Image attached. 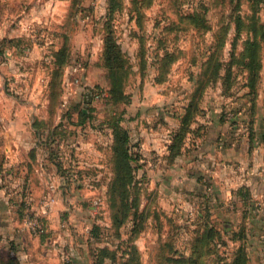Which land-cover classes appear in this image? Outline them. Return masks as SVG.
<instances>
[{
	"label": "rangeland",
	"instance_id": "rangeland-1",
	"mask_svg": "<svg viewBox=\"0 0 264 264\" xmlns=\"http://www.w3.org/2000/svg\"><path fill=\"white\" fill-rule=\"evenodd\" d=\"M46 7L4 40L41 48L44 79L29 90L45 105L26 153L55 170L40 207L20 213L22 230L60 237L63 264H264L262 203L232 188L229 170L219 180L213 165L181 158L196 147L178 141L230 133L238 112L248 136L264 132V0ZM50 203L61 226L47 225ZM35 217L40 235L24 228Z\"/></svg>",
	"mask_w": 264,
	"mask_h": 264
},
{
	"label": "crops",
	"instance_id": "crops-1",
	"mask_svg": "<svg viewBox=\"0 0 264 264\" xmlns=\"http://www.w3.org/2000/svg\"><path fill=\"white\" fill-rule=\"evenodd\" d=\"M47 2L0 0V264H63L60 237L54 234L31 236L22 230L20 218L25 207L34 210L40 207L36 200L47 182L55 185L52 183L55 170H44L41 167L46 162L44 158H28L26 153L32 145L31 115L45 105L41 102L38 106L36 102L42 101L43 97L39 92L29 90L32 82L44 79L39 65L35 64L37 60H34L41 57L38 53L41 48L4 43V40L23 36L25 20L44 15ZM242 113L233 117L238 124L230 133L226 128L214 126L209 138L191 140L186 136L184 145L194 143L196 149L184 151L181 158H200L203 167L213 165V174L218 175L219 180H224L229 170L232 188L245 186L248 195L264 207V143L257 140V136L250 142L247 124L238 121H241L238 116ZM254 126L256 128V124ZM142 127L139 131L143 135L145 129ZM140 142L143 150L158 145L153 139ZM54 204L50 203L46 213L47 225L51 227L62 225L55 216L58 202Z\"/></svg>",
	"mask_w": 264,
	"mask_h": 264
},
{
	"label": "built area",
	"instance_id": "built-area-1",
	"mask_svg": "<svg viewBox=\"0 0 264 264\" xmlns=\"http://www.w3.org/2000/svg\"><path fill=\"white\" fill-rule=\"evenodd\" d=\"M96 97H99L100 94L97 93L95 94ZM234 116L230 117L231 119H233ZM246 130V129H245ZM24 228L25 230L37 235V234H41L44 230L43 224L41 223V221L39 219H37V217H35L34 219H26L24 220Z\"/></svg>",
	"mask_w": 264,
	"mask_h": 264
},
{
	"label": "trees",
	"instance_id": "trees-1",
	"mask_svg": "<svg viewBox=\"0 0 264 264\" xmlns=\"http://www.w3.org/2000/svg\"><path fill=\"white\" fill-rule=\"evenodd\" d=\"M233 123H234V122H233ZM246 126H247V130L250 131V130H251L250 126H248V124H247ZM247 136H248V134H247ZM185 137H186V135L183 134V138H182L181 140H178V141H180L181 144H183V143H184V139H185ZM253 137H254V136H252L251 134L248 136L250 142L253 141V139H254ZM257 140H260L261 142L264 143V132H263L261 135H258V136H257ZM123 144H124V142H123ZM175 147H177V146H176V145L174 144V142H173V144L171 145V148H175Z\"/></svg>",
	"mask_w": 264,
	"mask_h": 264
}]
</instances>
